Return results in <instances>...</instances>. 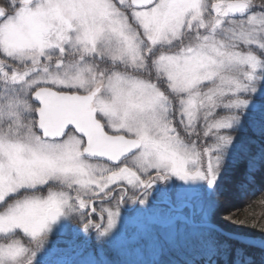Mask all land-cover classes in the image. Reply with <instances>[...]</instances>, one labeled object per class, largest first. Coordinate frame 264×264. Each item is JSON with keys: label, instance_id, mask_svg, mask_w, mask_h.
<instances>
[{"label": "snow or ice", "instance_id": "6c2138e0", "mask_svg": "<svg viewBox=\"0 0 264 264\" xmlns=\"http://www.w3.org/2000/svg\"><path fill=\"white\" fill-rule=\"evenodd\" d=\"M227 179L264 190V0H0V264H264Z\"/></svg>", "mask_w": 264, "mask_h": 264}, {"label": "trees", "instance_id": "16d2710c", "mask_svg": "<svg viewBox=\"0 0 264 264\" xmlns=\"http://www.w3.org/2000/svg\"><path fill=\"white\" fill-rule=\"evenodd\" d=\"M262 201H264V190H261L259 182L255 185L240 189L233 179H227L224 184L223 194L218 197L217 211L220 214L226 207L236 205L245 206L244 214H249L246 216L248 218L243 221V225L239 223L238 226L243 228L246 235L258 237L261 223L264 219V203Z\"/></svg>", "mask_w": 264, "mask_h": 264}, {"label": "rangeland", "instance_id": "374dc122", "mask_svg": "<svg viewBox=\"0 0 264 264\" xmlns=\"http://www.w3.org/2000/svg\"><path fill=\"white\" fill-rule=\"evenodd\" d=\"M244 207L245 206H243V205H236V206L226 207L222 212H220L219 217L223 218V217L231 214L233 220L238 225L239 222L244 221V220H246L248 218L246 216L249 215V214H247V215L244 214V209H245ZM249 218H251V217H249ZM261 226H264V219L262 220ZM0 242H3V241L0 240Z\"/></svg>", "mask_w": 264, "mask_h": 264}]
</instances>
